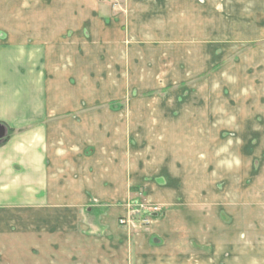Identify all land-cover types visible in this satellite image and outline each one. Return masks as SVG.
Listing matches in <instances>:
<instances>
[{"label": "crops", "instance_id": "1", "mask_svg": "<svg viewBox=\"0 0 264 264\" xmlns=\"http://www.w3.org/2000/svg\"><path fill=\"white\" fill-rule=\"evenodd\" d=\"M111 1L0 0V264H264V0Z\"/></svg>", "mask_w": 264, "mask_h": 264}, {"label": "rangeland", "instance_id": "2", "mask_svg": "<svg viewBox=\"0 0 264 264\" xmlns=\"http://www.w3.org/2000/svg\"><path fill=\"white\" fill-rule=\"evenodd\" d=\"M111 4H113V7H112V15L115 16L116 13L114 12V1L112 0L111 1ZM207 77H204L202 78L200 81L203 83L204 80L206 79ZM212 83L211 81L210 82H204L202 85L205 86L204 89H208V85L210 86ZM213 84H215V82H213ZM188 87L191 86L190 83L187 84ZM179 86V85H178ZM177 85H173L169 88L168 91L166 92H161V93H155V94H151V95H154L153 99L155 100H169L170 102H175V103H179L180 105L179 108L176 109V114L177 115H182V111H184L183 113V116L186 115V118L188 120H190V118H193L191 116L192 113H195L196 116L200 117V119L202 121H205L206 118L210 117V114L211 112L212 113H215L217 111H219L221 114L226 112V104L228 102V94L227 93H211V92H195V91H192V92H189V91H184V90H180V87H178ZM210 88V87H209ZM141 97V95H140ZM146 97V96H145ZM149 97H152V96H149ZM200 101H205V102H208V104H212L213 106H203V109H198L195 108L197 103L200 102ZM183 107V108H181ZM213 107V108H211ZM186 112V113H185ZM200 112V113H198ZM199 114V115H198ZM197 120V119H196ZM191 121V120H190ZM193 124V123H192ZM197 124V122H196ZM191 125V127H193V130H196V131H200L199 129H201V133H203V135H205V133H214L215 132V124L213 123H209V122H203L202 124H197V125ZM223 130V131H222ZM220 131H222L223 133H226V129L225 127L224 128H221ZM199 132V133H200ZM197 133V132H196ZM226 137V136H225ZM225 139V138H224ZM222 142L224 141H221L219 142L220 144V148H221V144ZM139 197L138 198V203L141 204V208L143 210H145L146 212H149L151 213L150 216H148L151 220H150V223L148 224H145L143 222L144 220V217L143 219L142 218H136V219H133V221L135 222L132 227H126L128 230H131V231H142V230H145L147 229L153 222V213L154 212H157V210L155 208L159 207L158 205L154 206V204H149L147 203V200H146V196H145V193H143V191L141 189H138L137 192H135V196L137 195ZM130 210L132 207H134L132 204L129 206ZM130 210H129V214L128 216L130 215ZM143 215H146L143 213ZM125 227V226H124Z\"/></svg>", "mask_w": 264, "mask_h": 264}, {"label": "built area", "instance_id": "3", "mask_svg": "<svg viewBox=\"0 0 264 264\" xmlns=\"http://www.w3.org/2000/svg\"><path fill=\"white\" fill-rule=\"evenodd\" d=\"M134 207H132L131 208V210H130V215L129 216H127V217H123L121 220H120V225L121 226H125V227H132V225L135 223L134 221H133V219H136V218H142L143 219V217H144V220H143V222L145 223V224H148V223H150V218L148 217V216H150L151 215V213H149V212H146L145 210H143L141 207V204L140 203H138L137 201H136V203H134V204H132ZM143 213L144 214H146V215H143ZM148 215V216H147Z\"/></svg>", "mask_w": 264, "mask_h": 264}, {"label": "water", "instance_id": "4", "mask_svg": "<svg viewBox=\"0 0 264 264\" xmlns=\"http://www.w3.org/2000/svg\"><path fill=\"white\" fill-rule=\"evenodd\" d=\"M7 136V129L5 126L0 125V143L5 140Z\"/></svg>", "mask_w": 264, "mask_h": 264}, {"label": "trees", "instance_id": "5", "mask_svg": "<svg viewBox=\"0 0 264 264\" xmlns=\"http://www.w3.org/2000/svg\"><path fill=\"white\" fill-rule=\"evenodd\" d=\"M5 141H7V139Z\"/></svg>", "mask_w": 264, "mask_h": 264}]
</instances>
